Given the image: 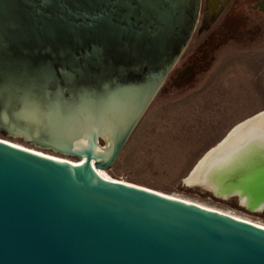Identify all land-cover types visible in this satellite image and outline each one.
Instances as JSON below:
<instances>
[{"label": "water", "instance_id": "95a60500", "mask_svg": "<svg viewBox=\"0 0 264 264\" xmlns=\"http://www.w3.org/2000/svg\"><path fill=\"white\" fill-rule=\"evenodd\" d=\"M200 10L201 0H0V132L83 162L0 137V264H264L263 226L92 167L115 162ZM252 168L225 194L242 199L232 188L257 183L264 164Z\"/></svg>", "mask_w": 264, "mask_h": 264}, {"label": "rangeland", "instance_id": "374dc122", "mask_svg": "<svg viewBox=\"0 0 264 264\" xmlns=\"http://www.w3.org/2000/svg\"><path fill=\"white\" fill-rule=\"evenodd\" d=\"M209 3L214 15L217 6L211 0ZM221 18L206 28L202 13L199 15L177 67L194 55ZM237 25L234 35L215 51L209 68L194 85L172 92L162 86L115 162L101 169L116 180L136 183L264 224V208L249 209L247 202L236 193L226 195L224 192L234 177L249 167L254 169L264 164V134L223 155L200 180H187L209 148L226 137L232 128L228 126L235 119L247 116L241 120L244 121L264 111V14L250 12L248 18L237 20ZM191 70L192 66L184 73ZM194 92L198 94L193 97ZM214 93L219 97L213 98ZM195 98L203 100L197 104ZM258 108L261 110L255 112ZM201 113L210 118L204 121L203 117L199 118ZM0 137L77 161L70 155L29 144L22 137H7L1 132ZM237 187L235 184L232 189L238 192Z\"/></svg>", "mask_w": 264, "mask_h": 264}, {"label": "bare ground", "instance_id": "6f19581e", "mask_svg": "<svg viewBox=\"0 0 264 264\" xmlns=\"http://www.w3.org/2000/svg\"><path fill=\"white\" fill-rule=\"evenodd\" d=\"M263 112L264 111L259 112L256 115H254V116L240 122L239 124H237L235 126L236 127L235 131L230 135V137H228L223 142L221 141L218 145L212 147L206 153V155L201 159V163H200L199 168L196 169L197 172L190 174L189 177L187 178V180L191 181V182H196V181L200 180L201 176L205 172H207V170H209L212 167L213 163L215 161H217L219 158H221L223 155H225L227 153L230 154L231 151H233V150L235 151V149H237V148L244 147L247 144H250L253 141L257 140L258 137L262 136L264 134V118H262V116L264 115ZM17 145H20V146L28 148L30 150L36 151V152H38L42 155L48 156L50 158L71 163V164L76 165L78 167L83 166V162L80 160L72 161V160H68V159L60 157V156H56L54 154H50V153L40 151L38 149H34V148L24 146L22 144H17ZM92 167L97 173H99V174H101V175H103L109 179L115 180L114 178L110 177L109 175L107 176L106 174H104V172L101 168L97 169V167L93 164H92ZM204 175H206V174H204ZM203 179H205V178H203ZM121 181H124V180H121ZM124 182L132 183V182H128V181H124ZM247 182L248 181L244 180L240 185H238L239 188L238 187L236 188L238 190V193L246 192L243 195L242 201L247 202L248 205L249 204L254 205V203H257L256 204L257 206L261 205L259 203L261 200L260 197H264V193H262L260 195V193H259L260 191H259V188L257 185L262 184V182H264V171L261 174V179L258 180L257 183H253L251 181L248 183ZM162 193H164V192H162ZM164 194H167V193H164ZM167 195L172 196V197L177 198V199H181V200L186 201L188 203H192V204L199 205L202 207L210 208V207L201 205L199 203H196L194 201L180 198L178 196H174L171 194H167ZM210 209H214V208H210ZM215 210H218V209H215ZM219 211H222V210H219ZM222 212H224V211H222ZM227 214H229V213H227ZM230 215L238 217V216L233 215V214H230ZM238 218H241V217H238ZM241 219H244L246 221H249V222H252V223H255V224H258V225L264 227V224H261L259 222H255V221L248 220L245 218H241Z\"/></svg>", "mask_w": 264, "mask_h": 264}, {"label": "flooded vegetation", "instance_id": "af4514ba", "mask_svg": "<svg viewBox=\"0 0 264 264\" xmlns=\"http://www.w3.org/2000/svg\"><path fill=\"white\" fill-rule=\"evenodd\" d=\"M211 2H213V5H216L218 9L214 15L211 13L209 0H201L200 14L202 13L203 15L204 26L207 28L213 23L215 24L220 16H222L217 23V27L212 30L210 34L214 31L219 32L224 40L234 35L235 29L238 28L237 20L242 17L248 18L250 12L257 11L259 14H264V0H211Z\"/></svg>", "mask_w": 264, "mask_h": 264}, {"label": "trees", "instance_id": "16d2710c", "mask_svg": "<svg viewBox=\"0 0 264 264\" xmlns=\"http://www.w3.org/2000/svg\"><path fill=\"white\" fill-rule=\"evenodd\" d=\"M229 37L224 40L219 32H212L200 45L192 57L183 63V65L179 67L176 65V67L173 68L163 87L167 88L168 92H172L184 90L186 85H194L198 81L199 77L209 68L212 60L214 59L215 51L221 47V45H223ZM191 66V72L184 74L188 67ZM101 142L104 144L103 140Z\"/></svg>", "mask_w": 264, "mask_h": 264}, {"label": "crops", "instance_id": "0c3cea01", "mask_svg": "<svg viewBox=\"0 0 264 264\" xmlns=\"http://www.w3.org/2000/svg\"><path fill=\"white\" fill-rule=\"evenodd\" d=\"M196 94H198V93H196ZM196 94H195V92H194L193 97L196 96ZM217 95H218L217 93H214V94L211 95V96H212L213 98H214V97H219V96H217ZM195 99H196V101H197V104H199V103L203 100V99L201 100V99H199V98H195ZM260 110H261V108H258L257 110H255V112L260 111ZM201 112H202V111H201ZM200 117H203V120H204V121H205L206 118H210V117H208V116L203 115V113H201V114L199 115V118H200ZM246 117H247V116L242 117V118H240L239 120H236V119H235L234 122H233V124H230L228 127H230V128H231V127L234 128V127L237 125V123L239 124L240 121L243 120V119H245ZM241 122H242V121H241ZM189 126H190V125H189ZM193 126H194V125H192V127H193ZM232 128H231V129H232ZM231 129H230V130H231ZM229 132H230V131H229ZM229 132H228V133H229ZM221 141H222V140H221ZM219 143H220V142H219ZM213 147H214V146H213ZM211 148H212V147H211ZM211 148H209V150H210ZM209 150H208V151H209ZM208 151H207V152H208ZM207 152H206V153H207Z\"/></svg>", "mask_w": 264, "mask_h": 264}]
</instances>
